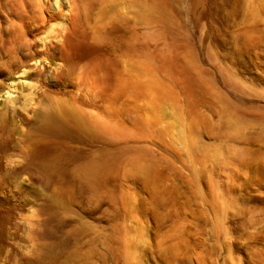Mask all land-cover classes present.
I'll use <instances>...</instances> for the list:
<instances>
[{
	"label": "rangeland",
	"instance_id": "1",
	"mask_svg": "<svg viewBox=\"0 0 264 264\" xmlns=\"http://www.w3.org/2000/svg\"><path fill=\"white\" fill-rule=\"evenodd\" d=\"M35 60L0 264H264V0H0V89Z\"/></svg>",
	"mask_w": 264,
	"mask_h": 264
},
{
	"label": "bare ground",
	"instance_id": "2",
	"mask_svg": "<svg viewBox=\"0 0 264 264\" xmlns=\"http://www.w3.org/2000/svg\"><path fill=\"white\" fill-rule=\"evenodd\" d=\"M49 68L50 67H45L41 65L39 61L35 60L29 64L27 63L26 65L19 67L11 76L9 75L6 79V83L0 89V117H8V113H12V109L10 107V97L15 92V85H25V81L29 77L30 72L38 70L42 73H47ZM55 159H53V161H49L46 167L53 169L56 165L54 164Z\"/></svg>",
	"mask_w": 264,
	"mask_h": 264
}]
</instances>
